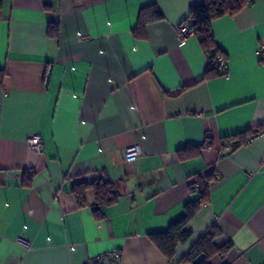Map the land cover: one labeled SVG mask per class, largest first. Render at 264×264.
Here are the masks:
<instances>
[{
	"label": "crops",
	"instance_id": "0c3cea01",
	"mask_svg": "<svg viewBox=\"0 0 264 264\" xmlns=\"http://www.w3.org/2000/svg\"><path fill=\"white\" fill-rule=\"evenodd\" d=\"M204 2L4 0L0 264H86L116 253L118 264H193L182 260L211 229L229 249L210 264H264V0L212 21L229 70L209 78L198 37L178 38L190 8ZM152 4L164 18L138 36L139 11ZM258 126L229 150L226 137ZM33 135L43 154L30 147ZM208 135L210 146L182 155ZM131 145L142 154L128 161ZM25 170L36 172L29 187ZM99 175L121 195L98 220L72 189ZM199 176L211 179L209 199L168 258L151 235L200 203L192 189Z\"/></svg>",
	"mask_w": 264,
	"mask_h": 264
},
{
	"label": "trees",
	"instance_id": "16d2710c",
	"mask_svg": "<svg viewBox=\"0 0 264 264\" xmlns=\"http://www.w3.org/2000/svg\"><path fill=\"white\" fill-rule=\"evenodd\" d=\"M252 0H205L201 5H196L190 8L188 20L191 22L189 28L198 37L202 47L208 54V65L204 75V78L212 77L213 75L220 74L218 67L215 63V59L221 54L217 47L214 34L212 32V21L225 14H234ZM4 5V0H0V9ZM163 14L160 12L156 4H152L141 8L139 11L138 25L135 29V33L138 36L144 35L146 27L149 23L157 20H162ZM59 23L52 22L49 25L48 33L50 36L59 35ZM223 55V54H222ZM226 58V56H224ZM227 59V58H226ZM263 126L256 128H250L243 133H239L225 139H229L231 143L227 144L229 150L240 147L247 144L250 139L256 134L260 133ZM211 136L208 135L204 144H187L182 149V155L184 157L192 156V153H199L204 145L209 141ZM36 175L34 170H25V178L23 184L25 186H31L32 181ZM198 181L201 185V196L204 202H207L210 194L209 180L210 177L199 176ZM93 193V201L88 202V194ZM72 194L76 199L77 205L80 208L88 207L94 214L96 219H102L104 217V209L107 205H110L118 200L121 195V191L117 184L110 179L103 176L97 177L92 183H78L73 186ZM201 203L188 204L185 214L178 220L174 221L165 232L154 233L151 235L152 240L160 248V250L168 257L172 258L175 254L176 247L180 242H184L189 232L185 229L188 221L197 211ZM219 231L214 230L213 233L204 236L196 245H194L190 253L182 260V262H190L193 264H210V258L217 252H225L229 249L218 247L215 239L218 236ZM205 254V258L197 261V258ZM120 253L115 255H102L96 259H92L86 262V264H101L102 260H108L112 264L119 263Z\"/></svg>",
	"mask_w": 264,
	"mask_h": 264
},
{
	"label": "built area",
	"instance_id": "2783aa9c",
	"mask_svg": "<svg viewBox=\"0 0 264 264\" xmlns=\"http://www.w3.org/2000/svg\"><path fill=\"white\" fill-rule=\"evenodd\" d=\"M193 34V31L190 30L189 26L186 23H182L179 26L178 29V38L180 40H183L184 38H186L187 36ZM215 63L218 67V71L220 74L222 75H228V62L227 59L224 57V55L220 54L216 57L215 59ZM28 143L30 145V147L35 150L36 152H38L39 154H43L44 153V142L42 140V138L39 135H33L31 137H29L28 139ZM206 146H210L209 141L206 143ZM142 154V149L140 146L138 145H131L129 147H127L124 151V155L126 160L128 161H133L135 158H137L138 156H140ZM192 189L193 191H196L199 194V202L201 204H205V202L202 199L201 196V185L200 182L198 181V179H195L192 183ZM212 229L209 231V233H212ZM101 264H112L111 262H109L108 260H102Z\"/></svg>",
	"mask_w": 264,
	"mask_h": 264
},
{
	"label": "water",
	"instance_id": "95a60500",
	"mask_svg": "<svg viewBox=\"0 0 264 264\" xmlns=\"http://www.w3.org/2000/svg\"><path fill=\"white\" fill-rule=\"evenodd\" d=\"M205 257V254H201L198 258L197 261H200L201 259H203Z\"/></svg>",
	"mask_w": 264,
	"mask_h": 264
}]
</instances>
